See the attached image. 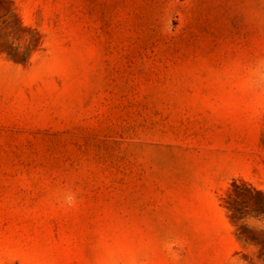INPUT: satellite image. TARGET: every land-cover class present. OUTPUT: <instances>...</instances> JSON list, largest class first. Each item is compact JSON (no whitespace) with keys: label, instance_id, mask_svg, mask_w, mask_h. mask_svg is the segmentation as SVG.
I'll list each match as a JSON object with an SVG mask.
<instances>
[{"label":"rangeland","instance_id":"374dc122","mask_svg":"<svg viewBox=\"0 0 264 264\" xmlns=\"http://www.w3.org/2000/svg\"><path fill=\"white\" fill-rule=\"evenodd\" d=\"M258 56L264 0H0V264L264 262Z\"/></svg>","mask_w":264,"mask_h":264},{"label":"clouds","instance_id":"9594fccd","mask_svg":"<svg viewBox=\"0 0 264 264\" xmlns=\"http://www.w3.org/2000/svg\"><path fill=\"white\" fill-rule=\"evenodd\" d=\"M15 47L23 52L24 47L27 44V38L22 40H13ZM36 56V55H35ZM34 56V57H35ZM32 58V61L34 59ZM244 87L253 92H264V56H258L252 59L246 66L245 76L242 80ZM59 204L66 209H73L78 205L79 199L77 193L71 189L65 188L59 193ZM242 224H246L248 227L257 231H264V217H256L250 215L241 221ZM185 246V242L179 237H173L166 242V251L169 254L171 264H181V252ZM248 255H250L256 264H264L259 260H256V253L258 249L255 246H249L247 249H242ZM225 264H247L246 261L240 257H234L233 253L227 257Z\"/></svg>","mask_w":264,"mask_h":264}]
</instances>
